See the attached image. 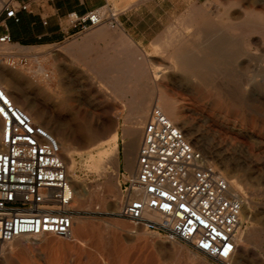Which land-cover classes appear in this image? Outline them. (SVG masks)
I'll return each instance as SVG.
<instances>
[{"label": "rangeland", "instance_id": "1", "mask_svg": "<svg viewBox=\"0 0 264 264\" xmlns=\"http://www.w3.org/2000/svg\"><path fill=\"white\" fill-rule=\"evenodd\" d=\"M185 2L190 6L179 8L178 17L161 39L139 54L143 59L138 66L139 80L130 78L128 82L143 86L114 87L115 91L95 86L64 88L59 83L71 78L72 72L57 76L55 63L56 77L45 80L39 73L41 59L55 57L56 46L19 47L15 55L28 59L17 68L10 67L9 56L0 53L6 57L0 59V67L12 70L18 92L28 105L19 104L34 113L37 121H52L50 128L63 144L68 169L82 189L75 198L78 209L121 207L123 195L119 206L112 201V173L119 169L122 152L130 143L135 141L138 151L142 128L138 130L136 121L143 118L142 124L147 119L144 114L138 118L131 107L143 105L149 114L157 103L243 197L245 226L239 234L246 241L229 264H264V26L256 33L242 30V20L247 18L264 25L260 17L264 0ZM225 10L227 14H222ZM206 22L229 27L227 31L239 40V47L225 55L203 47ZM5 46L0 44V50ZM141 94L145 96L136 98ZM172 104L176 108L169 110ZM94 127L106 135L96 134ZM130 130L136 131L134 141ZM100 157L109 162L105 170L96 163ZM125 178L119 177L121 191ZM75 219L74 237L20 238L6 245L0 264H217L180 241L141 228L131 234L136 226L124 219L92 213ZM80 221L84 223L81 229Z\"/></svg>", "mask_w": 264, "mask_h": 264}, {"label": "built area", "instance_id": "2", "mask_svg": "<svg viewBox=\"0 0 264 264\" xmlns=\"http://www.w3.org/2000/svg\"><path fill=\"white\" fill-rule=\"evenodd\" d=\"M43 1L53 0H0V44L13 43L9 20L20 22V12ZM117 16L111 5L68 15L78 32L103 23L115 28ZM27 59L14 55L8 65L17 68ZM43 77L50 80L52 72L46 70ZM141 128L135 170L126 173L121 207L78 209L59 138L16 102L0 79V256L18 238L69 237L75 218L92 213L127 220L217 264H229L245 226L243 197L157 103Z\"/></svg>", "mask_w": 264, "mask_h": 264}, {"label": "crops", "instance_id": "3", "mask_svg": "<svg viewBox=\"0 0 264 264\" xmlns=\"http://www.w3.org/2000/svg\"><path fill=\"white\" fill-rule=\"evenodd\" d=\"M190 4L185 0L43 1L32 4L30 12H20V22L9 20L8 24L15 44L25 47L56 46V56L41 59V64L45 70L52 72V78L56 77L52 63L56 64L57 76L61 72H72L71 78L63 79L59 83L62 87L95 86L115 91L114 87L145 85L128 82L130 78L139 80L138 66L140 60H143L139 54L147 52L161 39L166 28L178 17L181 6ZM106 5H111L118 11L119 25L115 28L103 23L78 32L72 26L69 14L81 16ZM44 20L47 21L46 24ZM8 70L7 87L18 103L27 106V100L22 99L18 92L12 70ZM143 96L145 95L141 94L136 98ZM42 122L52 128L50 119H42ZM93 129L96 134L106 135L104 130H98L99 127ZM122 153L119 169L112 173V176L118 173V178H124L127 172L135 170L137 158L136 150V153H131V158L129 157L134 162L133 170H128L126 153Z\"/></svg>", "mask_w": 264, "mask_h": 264}, {"label": "bare ground", "instance_id": "4", "mask_svg": "<svg viewBox=\"0 0 264 264\" xmlns=\"http://www.w3.org/2000/svg\"><path fill=\"white\" fill-rule=\"evenodd\" d=\"M256 1V0H255ZM260 2V1H259ZM253 9V8H252ZM205 10V9H204ZM194 11H195V9H194ZM226 13V10L222 13V14H225ZM245 13V12H244ZM248 13V12H247ZM251 13V12H250ZM249 13V14H250ZM227 14V13H226ZM211 15V14H210ZM246 16H250V15H246ZM245 16V17H246ZM260 17L262 18H264V15L263 14H260ZM214 18V17H213ZM245 19V18H244ZM253 19V18H252ZM251 18L249 19V18H247L246 20H242V21H244L243 22V24H244V26L245 27H243V31L244 32H247V31H250V33H252V32H255V31H258V30H262V27L264 26V25H262V20L260 21L261 22V25L262 26H260L259 25V21L258 20H256V19H253L252 20ZM207 21V20H206ZM215 21V20H214ZM218 21V20H217ZM205 23V22H204ZM214 23V22H213ZM213 23H209V22H206V30L204 29V35H203V38H204V43L202 44V46L203 47H205V48H212L211 50L213 51L214 50V52H215V50H221V52H222V55H225V54H227V53H229V51L230 50H232L234 47H239V40L238 39H236L234 36H233V34L231 35L227 30L229 29V27L227 28V27H225L222 23L220 24V25H216V24H213ZM239 23V25H241L240 24V22H238ZM236 24V23H235ZM243 24H242V26H243ZM209 25V27L207 28V26ZM238 25V26H239ZM197 28H198V26H196ZM233 27H234V25H233ZM241 27V26H240ZM231 28V27H230ZM242 28V27H241ZM240 29V28H239ZM212 30V31H211ZM214 30V31H213ZM263 30H264V28H263ZM262 30V31H263ZM211 31V32H210ZM261 32V31H260ZM232 33V32H231ZM256 33V32H255ZM248 34V33H247ZM246 34V35H247ZM262 34V33H261ZM2 45H6L5 47H3L1 50H0V53H2L3 55H7V56H14L15 55V53H17V50L16 49H18L19 47H22V46H20V45H16V46H12L11 45V43L10 44H1V46ZM241 47V46H240ZM214 48V49H213ZM19 49H21V48H19ZM22 49H24V47L22 48ZM16 50V51H15ZM237 50H238V48H237ZM21 52V51H20ZM213 52V53H214ZM234 52V51H233ZM242 52V51H241ZM240 52V54H242ZM212 54V53H211ZM236 55V54H235ZM1 56V55H0ZM229 57V56H228ZM264 58V57H263ZM39 61V60H38ZM40 62V61H39ZM193 70V69H192ZM8 67H6V66H3L2 68L0 67V79L2 80V82L6 85L7 84V81H8ZM39 73H43V74H45V70H44V68L42 67V66H40L39 67ZM7 86V85H6ZM125 91H126V89H124ZM124 91V92H125ZM126 94L128 93V91H126L125 92ZM17 102V101H16ZM144 104V103H143ZM22 105V104H21ZM145 105V104H144ZM138 107V108H137ZM137 107H135V105H133L132 107H131V112H135V113H137L136 115L138 116V114H142V117H143V114H144V116H146V117H148V110L147 111H145V107L143 106V105H137ZM143 107V108H142ZM147 108H149V107H147ZM169 108V110H174L175 108H176V106H175V104H172L171 106H169L168 107ZM27 109V108H26ZM138 109V110H137ZM33 116H34V118L36 117L35 116V114L34 113H32L30 110H28ZM150 112V111H149ZM39 115V114H38ZM140 116H138V118H139ZM137 120V119H136ZM143 120V118H141V120L140 119H138V121H136V122H139V128H138V130H140L141 129V127H142V124L145 122V121H143L142 122V124L140 123L141 121ZM38 122H41V123H43L42 122V120H40V121H38ZM45 124V123H44ZM136 123H134V125H135ZM46 125V124H45ZM50 128V127H49ZM54 132V131H53ZM136 131H131L130 130V136H132L131 137V140H133L134 141V139H135V137H136V133H135ZM55 133V132H54ZM55 135L58 137V135L55 133ZM59 138V137H58ZM59 140H60V138H59ZM61 142V141H60ZM61 144H62V142H61ZM63 145V144H62ZM137 143L134 141L133 143H130V145H128V149L126 150V158H127V169L128 170H131L132 168H133V166H134V162H132L130 159H129V157L131 156L130 154L131 153H136V149H137ZM118 154V151H116L115 152V157H116V155ZM134 156V155H133ZM131 158V157H130ZM64 159H65V154H64ZM99 159V158H98ZM116 159H118V157H116ZM99 163L100 162V165H101V167H103V169L105 170L106 169V167L108 166V161H107V159H104V158H101L100 157V161H96V163ZM108 162V163H107ZM117 163H118V161H117ZM67 164V163H66ZM68 166V165H67ZM95 166V165H94ZM117 166V165H116ZM69 170V169H68ZM104 170H102V171H104ZM116 170H118V168H116ZM133 170V169H132ZM69 173H70V175H71V180H72V183H73V185H74V187H75V189H76V195H78L79 193H81L82 192V189H80V187H77V182H75L74 180H73V176H72V171H70L69 170ZM117 173V172H116ZM112 181V189H113V191H112V193H113V195H114V198L112 199V201H114V204L115 205H120V203L122 202V191H121V187H120V182H119V178H118V173L116 174V175H114V176H112V179H111ZM77 184V185H76ZM243 205H244V201H243ZM76 219H75V221H74V225L76 224ZM78 224V223H77ZM84 224V223H83ZM82 224V222L80 221L79 222V225H80V229H81V226L83 225ZM82 234H83V232H82ZM46 235H50V234H46ZM46 235H44V236H46ZM43 236V237H44ZM75 236V233H74V229L72 230V234L69 236V237H67V238H72V237H74ZM66 237V236H65ZM40 238H42V237H40ZM20 238H18V239H16L15 241H17V240H19ZM15 241H13V242H15ZM46 241V240H45ZM245 238H244V236L243 235H241V234H239L238 235V239H237V243H238V248H239V246L241 245V244H243V243H245ZM12 242V243H13ZM11 244V243H10ZM238 248H237V250H238ZM180 249V248H179ZM182 250V249H181ZM236 250V251H237ZM184 253V252H183ZM236 253V252H235ZM235 253H234V255L230 258V260L228 261V263H231V261L233 260V257L235 256ZM3 255V254H2ZM178 255H180V254H178ZM181 256V255H180ZM2 257V256H1ZM195 258V257H194ZM181 261V260H180ZM182 262V261H181ZM181 262H178V263H180L181 264ZM195 264V263H194Z\"/></svg>", "mask_w": 264, "mask_h": 264}]
</instances>
